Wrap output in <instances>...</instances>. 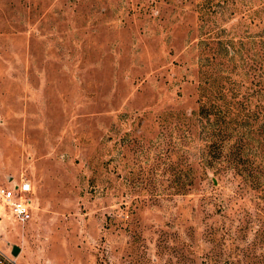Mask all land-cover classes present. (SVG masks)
Masks as SVG:
<instances>
[{
  "label": "rangeland",
  "instance_id": "374dc122",
  "mask_svg": "<svg viewBox=\"0 0 264 264\" xmlns=\"http://www.w3.org/2000/svg\"><path fill=\"white\" fill-rule=\"evenodd\" d=\"M23 178L0 264H264V0H0Z\"/></svg>",
  "mask_w": 264,
  "mask_h": 264
},
{
  "label": "built area",
  "instance_id": "2783aa9c",
  "mask_svg": "<svg viewBox=\"0 0 264 264\" xmlns=\"http://www.w3.org/2000/svg\"><path fill=\"white\" fill-rule=\"evenodd\" d=\"M30 184L26 179L11 182L8 186L0 185V201L9 210V213L20 223L30 217L27 200L23 195L29 191Z\"/></svg>",
  "mask_w": 264,
  "mask_h": 264
},
{
  "label": "trees",
  "instance_id": "16d2710c",
  "mask_svg": "<svg viewBox=\"0 0 264 264\" xmlns=\"http://www.w3.org/2000/svg\"><path fill=\"white\" fill-rule=\"evenodd\" d=\"M203 108H204V107H203V104H202V106H200V110H199V115H200V116H202V114L204 113Z\"/></svg>",
  "mask_w": 264,
  "mask_h": 264
},
{
  "label": "water",
  "instance_id": "95a60500",
  "mask_svg": "<svg viewBox=\"0 0 264 264\" xmlns=\"http://www.w3.org/2000/svg\"><path fill=\"white\" fill-rule=\"evenodd\" d=\"M16 251H17V247L13 246L11 250L12 254H16Z\"/></svg>",
  "mask_w": 264,
  "mask_h": 264
}]
</instances>
